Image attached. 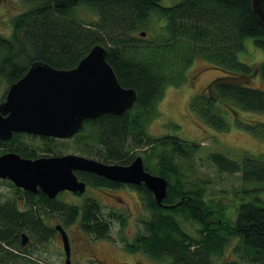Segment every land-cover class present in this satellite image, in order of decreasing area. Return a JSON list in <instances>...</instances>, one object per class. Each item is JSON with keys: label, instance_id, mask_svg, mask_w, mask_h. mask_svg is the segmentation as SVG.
Masks as SVG:
<instances>
[{"label": "trees", "instance_id": "16d2710c", "mask_svg": "<svg viewBox=\"0 0 264 264\" xmlns=\"http://www.w3.org/2000/svg\"><path fill=\"white\" fill-rule=\"evenodd\" d=\"M26 1L32 6L10 20V35H0V79L8 87L34 61L70 69L100 44L107 50L106 61L119 83L137 93L131 109L121 115L108 113L87 119L72 137L90 148L82 147L83 152L104 162L127 165L142 153L145 169L168 180L167 195L159 206L142 184H123L75 171L87 186H128L140 193L150 217L142 221L143 229L132 241L124 244L125 249L143 252L154 260L166 259L169 264H215L213 258L236 239L233 252L240 260L227 264H264V153L245 152L239 160L219 152L208 156L220 171L240 172L243 184L255 185L242 190L248 199L238 204L235 219L228 218L231 224L222 218L224 208L213 209L207 203L202 186L189 187L184 180L177 158L192 159L199 146L177 136L152 137L146 130L165 87L186 83L187 70L196 57L229 75L212 80L204 92L190 99L191 110L203 122L226 131L227 111L236 115L239 107L264 113V87L248 85L257 73L264 84V61L253 69L237 59L245 37H253L254 44L264 51V30L252 12V0H178L169 6L160 4V0ZM79 6L90 9L96 18L88 22L77 19L74 10ZM152 14L165 21L155 34L141 36V31L149 30ZM237 124L251 131L262 128L257 123ZM25 136L52 144L58 140L15 132L9 140L0 139V154L13 151L22 157H38L28 147ZM47 150L50 155H58ZM2 180L19 195L20 205L15 198L0 202V264H49L31 258L32 251L21 245V233H30L39 245L48 241L56 231L44 221L50 214L64 226L79 219L81 230L95 239L111 238V219L120 226L126 223L123 213H103L95 198L87 197L80 205L67 204L49 199L41 191L27 192ZM182 220L197 223L199 236L186 232Z\"/></svg>", "mask_w": 264, "mask_h": 264}, {"label": "rangeland", "instance_id": "374dc122", "mask_svg": "<svg viewBox=\"0 0 264 264\" xmlns=\"http://www.w3.org/2000/svg\"><path fill=\"white\" fill-rule=\"evenodd\" d=\"M177 1L160 0V4L169 6ZM31 6L32 4L26 0H0V35L9 36L11 32L10 20ZM74 14L77 19L84 22L96 18L95 13L85 6L77 7ZM149 19L150 28L145 30L148 37L155 34L158 31L157 28L165 21L164 18L160 20L156 14H152ZM237 59L256 69L264 61V51L254 44L253 37H245L243 49L237 52ZM187 76V82L181 86L165 87L162 97L156 103V115L149 121L146 130L152 137L177 136L199 146L192 159L180 160L177 158L182 166L184 180L189 187L202 186L204 199L207 203L213 209L224 208L222 218L224 221L230 222L229 219H235L238 204L242 202V199L244 201L248 199L242 190L255 185L243 184L240 172L220 171L208 156L210 153L219 152L232 160H239L245 152L254 155L264 153V113L245 111L236 107V115L231 111H227V114L224 115L229 128L226 131L215 130L191 110L190 99L193 95L204 92L212 80L229 75L203 58L196 57L187 70ZM248 85L255 88L264 87L258 73L254 75ZM7 88L8 86L0 79V100ZM237 121L249 125L257 123L262 128L258 127L256 131H251L239 126ZM23 138L28 143V147L38 156L50 155L51 152H48V148L57 154L75 153L93 158L83 152V145L73 138L58 139L54 144L38 137L25 136ZM83 148L90 149L89 147ZM139 155L142 156V153ZM261 196L264 199V195ZM87 197L97 199L102 206L103 213L109 210L123 213L126 223L124 226H120L118 221L111 219V238L95 239L81 230L79 219L71 225L64 226L58 217L51 216V214L45 216L46 224L52 227L60 224L66 231L70 247V264H169L166 259L154 260L143 252L131 253L124 247L126 242H131L135 235L143 229L142 221L150 217L137 190L128 186L116 189L87 186L82 194L63 191L55 198L67 204L80 205ZM6 198H15L20 205L19 195H15L13 188L5 180L0 179V202ZM20 207L22 208V206ZM230 223L233 224V222ZM181 226L190 235L199 236L197 223L182 220ZM27 234L30 245L26 244V248L32 251V259L41 263L65 264L63 243L57 230L48 241L40 245L35 238L30 236V233ZM235 242L236 239L230 241L222 254L213 258L215 264H227L240 260L233 252Z\"/></svg>", "mask_w": 264, "mask_h": 264}, {"label": "water", "instance_id": "95a60500", "mask_svg": "<svg viewBox=\"0 0 264 264\" xmlns=\"http://www.w3.org/2000/svg\"><path fill=\"white\" fill-rule=\"evenodd\" d=\"M252 12L264 30V0H252ZM141 36L146 32L141 31ZM106 48L94 45L70 69H57L34 61L26 73L9 85L0 102V139L9 140L13 133L39 137L70 139L82 128L84 121L102 114L121 115L132 108L137 93L123 87L112 66L106 61ZM75 171L93 173L111 181L144 185L159 206L167 195L168 180L148 172L142 156L137 155L127 165L104 162L75 153L22 157L13 151L0 154V179L15 187L49 199L69 191L82 194L86 183ZM63 243L65 264H70V247L66 231L55 225ZM29 242L21 233V245Z\"/></svg>", "mask_w": 264, "mask_h": 264}]
</instances>
